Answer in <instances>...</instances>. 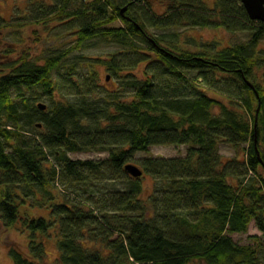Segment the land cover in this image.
Segmentation results:
<instances>
[{
	"label": "trees",
	"instance_id": "16d2710c",
	"mask_svg": "<svg viewBox=\"0 0 264 264\" xmlns=\"http://www.w3.org/2000/svg\"><path fill=\"white\" fill-rule=\"evenodd\" d=\"M152 3L30 2L21 19L58 21L74 30V43L44 62L30 50L0 53V221L28 232L31 250L10 246L15 264H41L52 233L60 236L54 264H264L257 235L246 245L232 237L253 221L264 237V23L241 0L213 8L162 0V14ZM28 22L0 18V28L18 33ZM185 27L248 39L192 51L178 45V32H150ZM100 43L118 50L70 59ZM101 67L115 76L111 86L101 83ZM224 142L242 157L221 154ZM165 145L186 154L136 158ZM79 152L106 156H69ZM135 161L153 180L148 197L143 176L125 170ZM58 182L76 195L56 190ZM26 197L46 215L22 209Z\"/></svg>",
	"mask_w": 264,
	"mask_h": 264
},
{
	"label": "rangeland",
	"instance_id": "374dc122",
	"mask_svg": "<svg viewBox=\"0 0 264 264\" xmlns=\"http://www.w3.org/2000/svg\"><path fill=\"white\" fill-rule=\"evenodd\" d=\"M39 2H50L51 0H0V18L7 21H21L28 22L26 19H21L27 17L30 12L29 7H34V5L28 6V4ZM216 0H204L208 8H213ZM153 11L156 14H162L165 12L167 6L161 3L162 0H152ZM42 16V15H41ZM116 26L122 25L121 21H116L114 23ZM64 28V29H63ZM17 29L14 28H0V53L8 48L16 49L12 53V57H17L20 51L30 50L31 55L36 59H40V62H44L45 57L52 54L57 49H65L74 43L75 36L74 30H66L65 27L59 24L58 21L46 22H35L26 24L24 27L19 28L20 32H16ZM151 34H170L179 33L178 45L182 48H189L192 51L198 50L205 42H217L218 47L228 46L230 44H236L243 42L248 39L246 34H231L223 29H211V28H178L171 30H160L151 29ZM118 50V46L109 43H100L96 46H87L83 51H76L71 56L70 59H76L81 55H88L91 57H103L106 54ZM2 59V56H0ZM140 68L136 73L141 75ZM101 70V83H106L111 86L115 80V76L111 72H107L105 68H100ZM44 103H48L47 100H41ZM221 154L232 157L238 156L242 157V154H237L233 146L228 143H222L220 145ZM186 154L185 146L176 145H165V146H151L145 152H139L136 155L137 159H141L146 156L153 157H180ZM72 159H97L106 156V153L98 152H79V153H69ZM139 165L137 161L133 162ZM144 191L146 197H148L153 190V180L144 175L142 179ZM72 187H65L62 183L58 182L56 185V190L61 191L67 197L73 192ZM73 196L76 193L73 192ZM71 196V197H73ZM38 197L43 199V194L38 193ZM27 201L21 206L22 209H29L31 215H46L48 209L36 205L29 206L33 201L32 197H26ZM25 207V208H24ZM53 236L46 238V258L41 264H54L58 257V247L57 241L59 239V234L52 233ZM257 235L262 241L264 237L262 232L257 228L255 222H251L249 226V231L245 234H234L232 237L234 240L242 245L253 243L250 236ZM30 236L28 232H23L18 229L8 230L6 226L0 221V264H15L14 260L9 252L10 246L17 245L26 255L31 254L30 250ZM264 255V251L262 252Z\"/></svg>",
	"mask_w": 264,
	"mask_h": 264
},
{
	"label": "water",
	"instance_id": "95a60500",
	"mask_svg": "<svg viewBox=\"0 0 264 264\" xmlns=\"http://www.w3.org/2000/svg\"><path fill=\"white\" fill-rule=\"evenodd\" d=\"M244 5L249 17L252 20H258L264 23V0H241ZM127 7L122 8L121 14L124 15ZM38 107L41 110H45L47 105L43 102L38 104ZM41 126V124H39ZM125 170L127 173L134 178H141L143 176L144 171L141 167L134 163H129L125 166Z\"/></svg>",
	"mask_w": 264,
	"mask_h": 264
}]
</instances>
